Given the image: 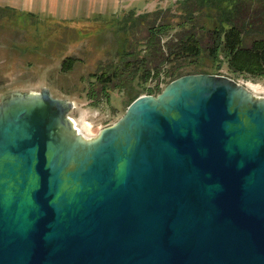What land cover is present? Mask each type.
<instances>
[{
	"label": "water",
	"instance_id": "95a60500",
	"mask_svg": "<svg viewBox=\"0 0 264 264\" xmlns=\"http://www.w3.org/2000/svg\"><path fill=\"white\" fill-rule=\"evenodd\" d=\"M73 107L0 100V264H264V96L189 73L92 137Z\"/></svg>",
	"mask_w": 264,
	"mask_h": 264
},
{
	"label": "rangeland",
	"instance_id": "374dc122",
	"mask_svg": "<svg viewBox=\"0 0 264 264\" xmlns=\"http://www.w3.org/2000/svg\"><path fill=\"white\" fill-rule=\"evenodd\" d=\"M253 1L247 0L246 5L253 12V8L264 7L259 1ZM128 2L118 0V4H109L105 10L100 9L102 5L99 4V10L93 12L76 10L74 14L58 16L43 10L29 14L28 11L0 9V100L11 91L48 88L54 96L74 103L70 117L78 128L92 137L121 118L136 97L149 94V87L159 83L163 89L167 85V80L163 79L165 73L160 79L153 75L147 82L141 76L145 62L138 60L153 53L152 48L145 51L143 44L148 38L149 24L125 25L133 23L125 21V17L131 10L137 14L161 10L158 22L171 20L176 23L183 12L178 9L180 0ZM209 3L212 8L202 7L195 16L204 52L199 62L182 68L184 75L202 72L228 75L256 95L264 96V76L233 73L224 54L220 53L214 62L205 50L210 44L208 31L212 20L209 14L219 10L213 2ZM256 15L260 18V14ZM263 18L264 15L261 20ZM128 27L131 30L128 31ZM166 37L163 36L164 40ZM246 39L249 44L250 37ZM66 57L73 58V62L64 70ZM102 72L109 73V82H101L95 75ZM104 83L109 86V91L104 93L106 96L101 92Z\"/></svg>",
	"mask_w": 264,
	"mask_h": 264
},
{
	"label": "trees",
	"instance_id": "16d2710c",
	"mask_svg": "<svg viewBox=\"0 0 264 264\" xmlns=\"http://www.w3.org/2000/svg\"><path fill=\"white\" fill-rule=\"evenodd\" d=\"M254 1L264 4V0ZM209 2H213L219 10H216L213 15L209 14L211 16L209 20H212L211 28L208 31L210 44L206 45L205 50L212 55L214 62L217 61L220 53L224 54L229 69L233 73L264 76V18L261 20V16L264 15V7L253 8L255 11L253 12L252 8L246 6L248 5L247 0H180L181 7L178 9L183 12L181 13L182 17L176 23L171 20L158 22L157 15L163 12L161 10L141 14L131 10L125 17V21H133L132 24L125 23V25L149 24L147 26L148 38L143 44L146 45L145 51L152 48L153 53L150 54V57L143 55L144 57L140 61L138 60V62H145L140 71L146 82L153 75L160 79V76L163 77L165 73L163 79L167 80L168 84L184 75L182 71L184 66L199 62L204 52V46L202 37L197 32L198 25L195 16L202 7L212 8ZM256 14H260V18ZM121 27L127 28L126 26ZM127 30L129 31L131 28L128 27ZM165 35L167 37L164 40L163 36ZM248 37L251 42L246 44ZM72 62L73 58L66 57L63 69H69ZM95 75L101 82H109L111 77L107 72L95 73ZM108 88L109 86L104 83L101 87L103 95L109 91ZM163 89L159 83H155L154 87H149L148 93L157 95ZM91 97L93 98L92 94Z\"/></svg>",
	"mask_w": 264,
	"mask_h": 264
},
{
	"label": "crops",
	"instance_id": "0c3cea01",
	"mask_svg": "<svg viewBox=\"0 0 264 264\" xmlns=\"http://www.w3.org/2000/svg\"><path fill=\"white\" fill-rule=\"evenodd\" d=\"M125 1V0H124ZM128 1V0H127ZM134 0H129V2ZM128 2V3H129ZM118 4V0H0L2 10H22L29 14L36 10L49 11L52 15L74 14L76 10L96 11L106 8V6Z\"/></svg>",
	"mask_w": 264,
	"mask_h": 264
},
{
	"label": "bare ground",
	"instance_id": "6f19581e",
	"mask_svg": "<svg viewBox=\"0 0 264 264\" xmlns=\"http://www.w3.org/2000/svg\"><path fill=\"white\" fill-rule=\"evenodd\" d=\"M79 127V126H78Z\"/></svg>",
	"mask_w": 264,
	"mask_h": 264
}]
</instances>
